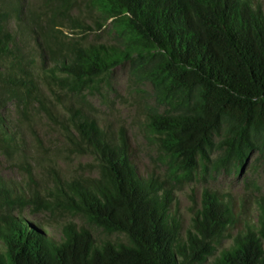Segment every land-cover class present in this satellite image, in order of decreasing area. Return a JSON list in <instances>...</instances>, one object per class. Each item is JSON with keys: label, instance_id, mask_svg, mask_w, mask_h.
<instances>
[{"label": "trees", "instance_id": "obj_1", "mask_svg": "<svg viewBox=\"0 0 264 264\" xmlns=\"http://www.w3.org/2000/svg\"><path fill=\"white\" fill-rule=\"evenodd\" d=\"M79 2L0 0V154L28 177L0 174V264H264V196L254 201L257 220L244 218L246 197L209 187L188 223L177 202V186L199 169L242 170L255 153L264 160L262 8L252 0H89L94 26L71 14ZM67 21L84 37L111 22L114 36L57 47ZM124 62L136 90L153 85L157 106L146 125L164 174L142 173L126 129L73 98L99 91ZM11 102L18 120L2 113ZM31 112L58 123L69 152L91 155L98 176L57 175L55 189H42L27 149ZM26 207L80 215L122 236L100 238L72 221L56 239L25 221ZM227 238L232 245L218 253Z\"/></svg>", "mask_w": 264, "mask_h": 264}, {"label": "rangeland", "instance_id": "obj_2", "mask_svg": "<svg viewBox=\"0 0 264 264\" xmlns=\"http://www.w3.org/2000/svg\"><path fill=\"white\" fill-rule=\"evenodd\" d=\"M31 3H37V0H29ZM255 5L262 8L264 13V0H252ZM38 6V3L35 4ZM44 5V4H43ZM74 18H79L88 24L95 26L96 9L89 3V0H81L77 7L71 11ZM111 22H108L101 31H96L89 37L76 28H73L71 21H67L64 29V36L54 40L57 47H71L73 43L86 44L88 42H108L111 41L114 32L111 29ZM130 63L124 62L116 67L106 81L101 82V89L84 90L76 94L73 98L77 104L87 110L88 113L94 115L104 123L112 125V129H119L123 126L132 146L133 154H135V162L142 173L158 172L164 174L167 171V164L162 158L160 148L146 125V114L152 107L157 106L154 97L153 85L149 82L145 83L141 89H135L129 77ZM78 104V105H79ZM80 106V105H79ZM22 111L11 102L6 109L2 110L4 115H10L18 120ZM32 119L28 121L30 142L27 149L34 154L36 160L31 164L36 182L40 184L42 189H55L57 175L65 180H73L74 178L97 177L98 170L94 165L95 159L89 154H72L67 149V143L62 127L47 118L44 113L31 112ZM32 143V148L30 146ZM29 154V155H31ZM260 154H252L248 163L242 170L222 168L219 171H209L204 173L198 170L196 177L192 181H185L177 186V202L179 211L186 218L187 223L192 215V207L198 206L202 198V192L206 187L213 188L225 193H231L238 201L247 198L245 207L247 213L245 219L257 220L256 205L254 201L256 197L264 196V160L260 159ZM214 157L217 154L213 155ZM0 174L7 180L13 182H25L28 177L23 168L17 163L10 162L3 154H0ZM14 217H17L18 210H13ZM26 222L36 229L45 232L47 230L49 236L56 239L62 237L61 225L67 222H76L78 225H84L92 229L96 236L100 238L116 239L117 234L108 235L101 229L89 224L88 220L80 215L64 214L57 211L52 216L48 211L40 209L33 211L32 207H26L23 211ZM55 220H58L57 222ZM38 223H41L40 227ZM29 224H25L26 228L32 229ZM55 224V225H53ZM235 233V232H234ZM233 239L227 238L219 246L218 253L232 245ZM2 244L0 242V249ZM213 258L209 260V263Z\"/></svg>", "mask_w": 264, "mask_h": 264}]
</instances>
